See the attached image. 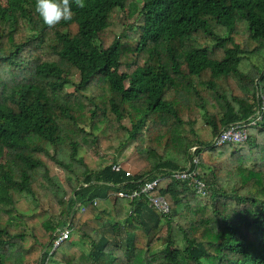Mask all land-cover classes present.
Masks as SVG:
<instances>
[{"label":"trees","instance_id":"1","mask_svg":"<svg viewBox=\"0 0 264 264\" xmlns=\"http://www.w3.org/2000/svg\"><path fill=\"white\" fill-rule=\"evenodd\" d=\"M35 3L0 0V264H264V119L214 145L264 93V0H85L51 28Z\"/></svg>","mask_w":264,"mask_h":264},{"label":"built area","instance_id":"2","mask_svg":"<svg viewBox=\"0 0 264 264\" xmlns=\"http://www.w3.org/2000/svg\"><path fill=\"white\" fill-rule=\"evenodd\" d=\"M264 93L260 95V98L258 99L257 105L255 106V113L254 116L246 121H238L233 124L228 125L225 127L221 133L216 137L214 145L221 146L225 143H235V142H244L247 140L249 128L257 126L263 119H264ZM195 162L197 163L199 161V157H195ZM120 165H114L115 170H120ZM127 174H129L127 172ZM191 174L188 172L181 173L177 172L174 174V178L180 179V178H190ZM200 188L205 189L204 182L197 180ZM161 183V178H156L154 180H151L149 182H146L144 185H142L140 191H134L132 194H130L131 197H134L138 194H150L152 191H154L156 188L159 187ZM206 193V189H205ZM120 196H128L126 193H119ZM151 204L154 208L162 211L167 212L169 210V203L168 200L163 196H155L150 197ZM97 204V201L95 202ZM70 229L66 228L60 232V235L57 236L53 242L54 249L59 247L62 242L69 238L70 236Z\"/></svg>","mask_w":264,"mask_h":264},{"label":"clouds","instance_id":"3","mask_svg":"<svg viewBox=\"0 0 264 264\" xmlns=\"http://www.w3.org/2000/svg\"><path fill=\"white\" fill-rule=\"evenodd\" d=\"M73 3L81 9L86 7L85 0H36L35 12L51 28L62 21L73 20Z\"/></svg>","mask_w":264,"mask_h":264},{"label":"rangeland","instance_id":"4","mask_svg":"<svg viewBox=\"0 0 264 264\" xmlns=\"http://www.w3.org/2000/svg\"><path fill=\"white\" fill-rule=\"evenodd\" d=\"M126 22H127V21H126ZM200 120H201V119H200ZM101 149H102V150H105V149H106L105 145H102ZM134 154H135V144L132 145V146L127 147V148L122 152V154L119 156L118 160H119V162L127 163L126 160L129 159V158H131ZM91 156H94V155L91 154ZM98 156H100L99 164H103V165H105V164H108V163L110 164V163L113 162L112 157L109 156V155H102V154L100 153V155H98ZM130 166H131V165H130ZM54 168H55V172H56L57 174H61L62 171H63V169H62L61 167H59L58 165H56ZM128 169H129L130 171H132V168H131V167L128 168ZM81 209H83V207H82ZM75 238H76V237H75ZM48 264H50V263H48Z\"/></svg>","mask_w":264,"mask_h":264}]
</instances>
